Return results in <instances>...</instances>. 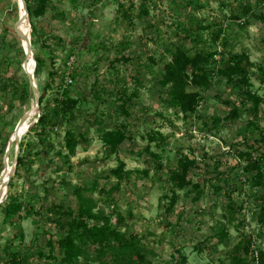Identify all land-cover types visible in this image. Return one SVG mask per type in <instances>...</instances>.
I'll return each instance as SVG.
<instances>
[{
  "label": "rangeland",
  "instance_id": "obj_1",
  "mask_svg": "<svg viewBox=\"0 0 264 264\" xmlns=\"http://www.w3.org/2000/svg\"><path fill=\"white\" fill-rule=\"evenodd\" d=\"M27 1L34 10L40 0ZM263 1L45 0L39 17L30 16L27 9L33 56L44 64L35 72L39 94L49 83L36 107L29 85L25 87L28 81L16 34V2L0 0V173L7 158L14 166L0 206V254L7 248L19 250L29 264H42L37 252L47 253L46 241L63 235L46 217H55L49 212L50 205L76 208L77 193L91 199L94 210L108 215L113 226L117 218H124L127 227L141 237L150 264H232L230 257L241 242L242 229L255 234V245L264 250V225L259 226L255 219L262 193L257 195L245 181L244 163L237 159L238 152L251 151L253 156L264 152L260 141L264 84L258 70L264 68V22L244 10L249 4L250 11L264 12ZM142 7L148 10L147 15H142ZM184 28L197 38L196 45L185 41L188 49L216 51L213 58L217 61L211 63L214 69L224 64L230 53L247 55L252 63L247 69L251 84L247 89L262 98L256 112L239 86L216 74L207 88L199 89L195 113L184 117L168 105L156 77L167 60L165 46L181 42L177 32ZM70 54L75 55L74 78L66 89L68 96L79 100L74 117L54 118L41 131L37 119L56 107ZM50 70L54 75L49 78ZM9 79L27 88L26 100L1 91L2 82ZM129 95L127 115L119 111L118 97ZM31 101L36 108L32 121L25 130L21 127L19 141L9 146ZM233 104L239 110L229 117ZM121 124L128 138L116 153H108L100 133ZM68 127L80 136V144L69 158L70 169L56 154L57 150L65 152L62 142ZM157 131L163 138L155 134L157 139L149 141L148 134ZM183 154L197 162L190 176L193 182L204 179L200 181L202 195L193 201V191L176 190V203L168 211L172 185L167 178ZM119 160L130 170L120 181L109 171ZM112 186H118V191L108 196L106 191ZM8 193L19 198L21 218L2 223ZM240 203L243 208L238 211ZM230 205L235 216L232 220L227 218ZM221 229L227 235L219 240L213 234ZM53 255L60 259L56 245ZM86 262L81 256L74 264Z\"/></svg>",
  "mask_w": 264,
  "mask_h": 264
},
{
  "label": "trees",
  "instance_id": "obj_2",
  "mask_svg": "<svg viewBox=\"0 0 264 264\" xmlns=\"http://www.w3.org/2000/svg\"><path fill=\"white\" fill-rule=\"evenodd\" d=\"M26 1L29 15L39 17L44 13L45 0H40L39 4L34 10L29 8L28 1ZM264 2V1H263ZM129 7H132V3H129ZM245 11L251 12L253 17L264 22V12L250 11V5H245ZM142 15H147L148 10L144 7L141 8ZM180 37L179 43L169 42L165 48V54L167 60L163 63L161 70L159 71L157 84L161 88L168 98V105L174 109L180 111L184 117L196 112L197 105L200 99V88H207L213 78V75H218L224 78L227 82L233 83L240 87L242 94L252 101V110L257 111L259 103L262 98L255 93H252L247 87L250 84L247 77V69L252 63L249 61L245 53H230L224 64L214 69L211 63L215 65L216 59L213 58L215 52L207 49L195 48L190 50L185 46V41L190 40L196 45V36L188 32L187 28L183 31L177 32ZM217 37V36H216ZM150 61L154 62L152 57ZM42 60L35 56V72L43 67ZM258 70L261 72L262 83L264 84V68L259 66ZM54 72L50 70L48 77H52ZM70 76L74 78V73L71 72ZM64 74L62 76V80ZM138 80V79H137ZM73 83V81H72ZM70 85V84H69ZM69 85L62 86L60 98L56 99V107L51 110V113H40L37 124L41 127V131L45 129L54 118L74 117V110L78 105V98H72L68 96L67 89ZM28 86L26 82L25 87ZM46 86V87H45ZM44 86L43 91L39 94V101L41 102L44 97V91L49 87V83ZM1 91L3 93L11 94L13 97L16 95L19 98L27 99L29 93L21 83L14 79L5 80L2 82ZM135 95V92L133 93ZM121 97V98H120ZM118 99L119 111L123 114H129L126 112V103H130V95L126 97L120 96ZM0 96V107L3 105ZM239 106L232 105L231 114L229 117H234L238 113ZM215 121L218 122L219 118L215 117ZM124 125L121 124L115 128H104L100 133V140L104 149L108 153H116L120 145L128 138L124 131ZM157 134L163 138L160 132H154L148 134L149 141L156 140ZM260 141L264 143V130L262 132ZM80 144V136L73 128H66L63 134L62 147L64 153L61 150H57V156L62 159L67 169H70L69 158L73 156L76 151V147ZM257 149V146L252 147ZM155 155V154H154ZM156 156V155H155ZM237 159H241L244 163L242 171L244 172L245 181L255 189V193L258 195L262 193L261 203L256 206L255 219L259 226L264 225V152L258 156H253L251 151L238 152ZM21 158H18L17 164L20 165ZM197 166V162L194 158H189L187 155H181L176 165L170 170L168 175V181L171 183V193L168 202V211H170L176 203L177 194L176 190H187L195 193L192 198L193 201H197L202 195V182H193L191 179V170ZM157 168H161V164H157ZM118 181L124 177H128L130 170L125 169V163L123 160H119L117 165L110 170ZM219 188V187H218ZM118 191V186H112L107 191L108 196H113ZM78 196V206L76 208L64 207L61 204L52 203L49 208V212L53 213V218L46 216L49 220L53 221L55 225L63 231V235L58 239H48L46 245L48 252H37V257L43 259L42 264H51L50 260H56L58 264H74L75 261L81 256L87 259L85 264H150L146 259V254L143 251V244L141 237L137 232L130 230L127 224L124 222V218H117V225H112L110 217L104 214L101 210H94L95 204L89 198H85L80 193ZM1 206V203H0ZM22 204L19 201L17 195L8 193L6 200L3 202V216L2 223L15 222L21 218ZM230 214L227 217L228 220L234 219L232 206H229ZM243 203L237 206V210L241 211ZM56 214V215H54ZM240 222H242L240 220ZM121 228L123 230H121ZM219 240L226 237V232L223 229L214 233ZM242 236L241 242L234 246L233 253L231 254L230 261L232 264H264V250L256 246L252 247L255 243L256 235L243 229L240 230ZM22 237V234L19 235ZM55 245L59 249L60 259L53 255ZM256 252V255L254 253ZM0 264H29L25 255L19 251L7 248L3 255L0 254Z\"/></svg>",
  "mask_w": 264,
  "mask_h": 264
},
{
  "label": "water",
  "instance_id": "obj_3",
  "mask_svg": "<svg viewBox=\"0 0 264 264\" xmlns=\"http://www.w3.org/2000/svg\"><path fill=\"white\" fill-rule=\"evenodd\" d=\"M16 1H21L22 3V8H23V15L20 16L18 18V21H17V26L21 23V19L24 20V17H28L27 16V7H26V2L25 0H16ZM16 26V27H17ZM16 34H17V37L20 39V40H23L24 39V43L26 45V49H25V57L27 56V53L31 54V56L33 57V65L35 64V58L33 56V52H32V48H31V42H30V39H29V34H27L26 36L22 33V31L19 29V28H16ZM25 65V60L23 61V70L27 76V81H28V85L32 91V94H33V97H34V100L36 102V107H38V104H39V92H38V89L35 85V80H34V73L32 72V70H27L25 69L24 66ZM30 111H31V108H29L28 111H26L23 116L20 118L19 122L17 123L14 131H13V135H12V138L11 140L9 141V146H11V144L14 142L15 144L19 141V134L21 132V125L23 124V122L25 121V119L28 117V115H30ZM15 157H17V154L15 155ZM16 160L17 158H15V161H14V164H16ZM6 165V161H4V167ZM3 167L1 173H0V185L1 187H5L6 190H7V183L9 181V178L13 172V167H11V170L9 171V175L5 178L3 176V173H4V170L5 168ZM6 190L4 192H2V189H0V203L2 202V199H3V193H6Z\"/></svg>",
  "mask_w": 264,
  "mask_h": 264
},
{
  "label": "bare ground",
  "instance_id": "obj_4",
  "mask_svg": "<svg viewBox=\"0 0 264 264\" xmlns=\"http://www.w3.org/2000/svg\"><path fill=\"white\" fill-rule=\"evenodd\" d=\"M15 2H16L17 8H18V18H19L20 16L23 15L22 3H21V1H16V0H15ZM16 28H19L22 31V33L26 36L29 32V25L27 23V18L24 17V20L21 19V23ZM18 40L20 42V46H21L23 53H24V60H25V65H24L25 67L24 68L27 70H32V72L34 73L35 85L37 87V82H36V78H35V64L33 65V57L29 53H27V56L25 57L26 45L24 43V39L20 40L18 38ZM30 108H31L30 115H28V117L25 119V121L21 125L22 130H25L28 127V124L32 121V118L36 112L34 101H31ZM4 168H5V170H4L3 176L6 178L10 174L9 171L11 170V164L9 163L8 158L6 160V165ZM0 189H2V192H4L6 190V188L1 187V185H0ZM4 194L5 193H3V197H4Z\"/></svg>",
  "mask_w": 264,
  "mask_h": 264
},
{
  "label": "built area",
  "instance_id": "obj_5",
  "mask_svg": "<svg viewBox=\"0 0 264 264\" xmlns=\"http://www.w3.org/2000/svg\"><path fill=\"white\" fill-rule=\"evenodd\" d=\"M74 63H75V55L74 54H70L64 64V78H63V86L69 85L72 83L73 79L70 76V73L72 72V69L74 67ZM252 247L255 248V243L252 244ZM254 255H256V252L254 253Z\"/></svg>",
  "mask_w": 264,
  "mask_h": 264
}]
</instances>
